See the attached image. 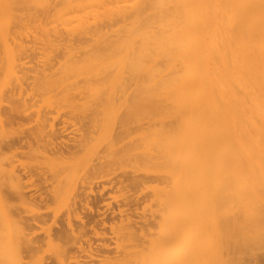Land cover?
Listing matches in <instances>:
<instances>
[{"label": "rangeland", "instance_id": "1", "mask_svg": "<svg viewBox=\"0 0 264 264\" xmlns=\"http://www.w3.org/2000/svg\"><path fill=\"white\" fill-rule=\"evenodd\" d=\"M59 7L35 1L15 11L23 18L10 68L3 46L13 28L0 7V264H59L60 257V264H122L133 242L127 232L141 247L161 229L171 254L194 245L192 264H264V150L230 161V152L210 146L190 166L172 167L177 152L162 148L164 131L187 124L180 113L201 104L191 96L197 90L92 86L80 81L84 73L55 81L67 59L95 44L65 33L56 40ZM246 64L247 129L264 136V57L248 56ZM218 91L230 100L228 89ZM112 138L115 147L160 150L161 158L121 155Z\"/></svg>", "mask_w": 264, "mask_h": 264}, {"label": "bare ground", "instance_id": "2", "mask_svg": "<svg viewBox=\"0 0 264 264\" xmlns=\"http://www.w3.org/2000/svg\"><path fill=\"white\" fill-rule=\"evenodd\" d=\"M35 1L43 5L49 2L0 0V7H6L13 28L3 46L11 59L9 68L16 63L12 43L15 27L23 18L18 19L15 11ZM156 1L57 0L60 4L57 16L63 28L55 33V39L59 40L65 33L72 39L93 40L95 44L78 54V59H67L55 81L64 82L74 74L84 73L80 81L92 86L196 89L191 96L200 99L201 104L190 105L186 113H180L187 124L177 123L164 131L167 137L162 148L177 152L172 167L190 166L210 146L215 153L230 152V161L239 160L238 154L249 160L252 151L264 150V136L259 131L254 135L248 132L251 121L246 98L250 71L247 57H264V0H231V5L218 4L216 0H175L173 4ZM219 89L229 90V101ZM220 101L227 103L228 112ZM221 120L228 125L222 128ZM114 141L112 138L110 145L121 155L132 154L148 160L161 158L160 150L115 147ZM159 201L166 203L168 198L162 195ZM231 221L234 227L240 224L236 213ZM24 230L20 231V243L27 233ZM126 237L133 242L122 264H192L198 251L186 242L181 256L171 254V237L166 229L148 238L141 247L131 233L127 232ZM59 261L63 262L62 257Z\"/></svg>", "mask_w": 264, "mask_h": 264}]
</instances>
